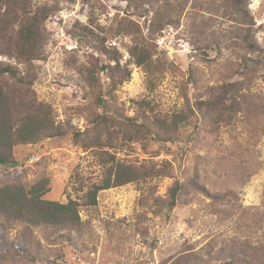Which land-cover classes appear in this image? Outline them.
Returning a JSON list of instances; mask_svg holds the SVG:
<instances>
[{"label":"rangeland","instance_id":"1","mask_svg":"<svg viewBox=\"0 0 264 264\" xmlns=\"http://www.w3.org/2000/svg\"><path fill=\"white\" fill-rule=\"evenodd\" d=\"M36 1L59 10L45 25L49 44L44 59L35 63L36 99L51 107L57 125L73 127L81 136L78 142L72 136L45 138L15 149L18 165L0 167V187L30 188L46 180L44 198L66 204L81 202L91 185L104 180L111 157L159 174L101 192L96 207L82 206L86 231L71 233L73 246L40 228L17 226L6 233L0 228V264H223L230 254L241 264L251 259L264 264V229L247 224L264 214V0L249 4L252 41L259 49L250 57L259 65L247 76L238 74L242 52L230 43L234 25L217 0H181L180 8L169 12L163 7L167 0L153 7L126 0ZM92 13L106 45L122 54L132 73L113 101L105 99L126 117L135 116L138 102L148 103L147 113L161 119L186 112L190 121L181 126L176 143L158 144L132 128L125 136L119 127L108 139L92 128V119L103 111L96 97L103 95L106 78L100 74L102 86L94 96L86 94L78 67L98 56L68 35L76 23L88 24ZM128 22L148 40L154 33L153 59L164 65L162 74L149 75L132 63L133 38L118 35ZM10 64L14 61L0 54V68ZM239 81L246 82L253 112L221 122L210 120L205 106L198 110L210 101L211 89ZM193 179L222 199L190 189ZM176 182L185 189L170 211L169 190ZM11 244L27 247L31 257L5 252L4 245Z\"/></svg>","mask_w":264,"mask_h":264},{"label":"trees","instance_id":"2","mask_svg":"<svg viewBox=\"0 0 264 264\" xmlns=\"http://www.w3.org/2000/svg\"><path fill=\"white\" fill-rule=\"evenodd\" d=\"M68 1L75 2V0ZM126 1L134 5L141 3L153 7L159 0ZM217 1L219 9L231 18L234 25L230 43L234 42L235 47L242 52L238 74L242 76L253 74L259 65V60H254L250 56L259 49L252 41L254 24L249 10L252 0ZM181 2L178 0L174 4L171 0H167L163 7H167L165 10L169 12L173 6L179 9ZM58 11L52 6L39 4L36 0H0V54L14 61V64L0 68V167L10 168L18 165L14 151L19 147L37 144L45 138L58 141L67 136H72L74 141L78 142L81 136L80 131H76L73 127L57 125L51 107L39 102L33 90L37 79L35 63L44 59L49 44L45 25ZM93 17L94 13L90 15L88 24L76 23L68 31V35L81 47L98 56L97 59L88 60V64L78 67L83 87L89 88L86 94L92 97L95 95V89L102 86L100 74L106 78L103 95L98 93L96 97V102L103 111L92 119V128L104 132L108 139L114 134L111 130L119 127L126 130L124 135L128 134L129 128H132L136 134H145L158 144L176 143L181 126L190 121L191 116L186 112H180L167 120L161 119L147 113L144 105L149 106L148 103L138 102L135 116L126 117L120 113L115 102L109 103L105 99L108 97L113 101L116 91L131 80L132 73L127 63L122 64V54L115 47L106 45V37L95 25ZM153 34L151 31L149 40L144 38L140 28L132 22L122 25L118 31V35L133 38L129 47L132 63L144 69L149 75L156 76L162 74L164 65L153 59L156 54L150 42L155 39ZM200 34L204 35L205 32L202 30ZM245 81L226 83L211 89L210 101L198 105V110L202 112V107L205 106L209 110L210 120L221 122H230L234 116L242 112H253V101L244 94ZM98 140L96 139L97 145ZM110 160L112 167L106 171L104 180L100 184L91 185L81 202L70 200L66 204H61L46 200L44 198L47 193L46 180L39 181L30 188H26L21 183L0 187L2 232L6 233L8 229L17 226H24L26 229L40 228L52 234H59L62 240L73 246L75 242L71 233L81 235L86 231V226L80 218L82 206L96 207L101 192L132 183H146L159 174L153 168L127 165L112 157ZM188 187L213 200L221 198L210 193L195 179L188 182ZM183 188L185 189V186L179 182L171 187L166 205L168 210L171 211L177 206ZM140 204L142 207L150 208L147 203ZM247 224L249 228L264 229V214L259 215L257 221L255 219ZM250 249L251 247L247 252L251 254ZM4 251L16 256L31 257L27 247L22 249L13 244L4 245ZM255 254L256 250L251 255ZM223 264L241 263L230 254L228 261ZM243 264L259 263L251 259Z\"/></svg>","mask_w":264,"mask_h":264}]
</instances>
